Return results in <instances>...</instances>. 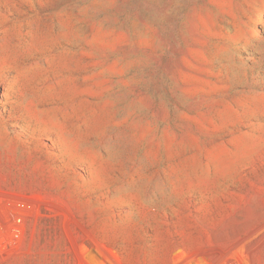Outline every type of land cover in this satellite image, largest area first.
Returning <instances> with one entry per match:
<instances>
[{
    "label": "rangeland",
    "instance_id": "1",
    "mask_svg": "<svg viewBox=\"0 0 264 264\" xmlns=\"http://www.w3.org/2000/svg\"><path fill=\"white\" fill-rule=\"evenodd\" d=\"M0 264H264V0H0Z\"/></svg>",
    "mask_w": 264,
    "mask_h": 264
},
{
    "label": "built area",
    "instance_id": "2",
    "mask_svg": "<svg viewBox=\"0 0 264 264\" xmlns=\"http://www.w3.org/2000/svg\"><path fill=\"white\" fill-rule=\"evenodd\" d=\"M16 223L20 222V218H15Z\"/></svg>",
    "mask_w": 264,
    "mask_h": 264
}]
</instances>
